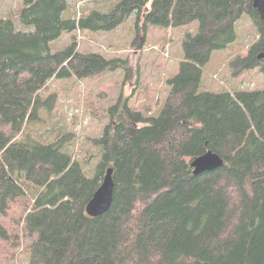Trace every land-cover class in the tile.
I'll use <instances>...</instances> for the list:
<instances>
[{
  "label": "trees",
  "instance_id": "trees-1",
  "mask_svg": "<svg viewBox=\"0 0 264 264\" xmlns=\"http://www.w3.org/2000/svg\"><path fill=\"white\" fill-rule=\"evenodd\" d=\"M21 1L18 19L34 31L0 19V252L12 251L0 264L21 249L29 264H264V90L203 91L205 67L237 41L244 15L259 38L233 60V76L264 73L254 0H114L78 20L63 17L68 0ZM131 17L138 32L199 25L183 40L160 116L127 102L110 108L111 122L91 142L100 150L93 175L69 152L76 134L21 141L40 120L49 82L128 69L124 59L79 51L76 36L55 53L52 43L78 30L114 32ZM208 151L225 165L196 176L191 163ZM110 168L112 207L90 217L86 206Z\"/></svg>",
  "mask_w": 264,
  "mask_h": 264
},
{
  "label": "rangeland",
  "instance_id": "rangeland-1",
  "mask_svg": "<svg viewBox=\"0 0 264 264\" xmlns=\"http://www.w3.org/2000/svg\"><path fill=\"white\" fill-rule=\"evenodd\" d=\"M68 2L69 9L63 17L78 20L93 8L106 11L114 0ZM115 5L117 3L112 8ZM23 7L21 0H0V19H13L19 31L32 32V27L22 25L18 19ZM198 28V23H194L179 29L149 27L146 32H138L131 17L114 32L92 34L78 30L74 34H65L52 43L53 53L70 46L76 36L79 51L100 53L108 60L124 59L129 63L128 69L93 79L52 80L40 94L45 103L39 111L40 120L28 125L20 140L49 143L57 140L60 130L76 134L69 152L74 160L84 166L89 165L90 172L86 171L93 175L100 161V150L91 142L100 137L111 122L110 108L119 101L120 107L127 102L128 106L144 112L148 117L160 116V107L170 91L167 81L178 73L179 63L184 59L183 40L188 33L196 35ZM237 36V41L228 49L214 52L204 69L203 91L234 93L264 90V73L260 68L247 71L239 78L233 76V60L245 55L259 38L258 30L247 15L237 25ZM2 255L12 256L8 245L3 247ZM11 264H29L27 252L19 250Z\"/></svg>",
  "mask_w": 264,
  "mask_h": 264
},
{
  "label": "water",
  "instance_id": "water-1",
  "mask_svg": "<svg viewBox=\"0 0 264 264\" xmlns=\"http://www.w3.org/2000/svg\"><path fill=\"white\" fill-rule=\"evenodd\" d=\"M254 8L259 12L261 19L264 21V0H254ZM260 58H264V53L260 55ZM224 165L225 161L221 156L212 151H208L206 154L194 159L191 163V167L196 176L221 169ZM113 175V168L108 169L102 185L86 206V212L90 217H102L111 209L114 201L115 188Z\"/></svg>",
  "mask_w": 264,
  "mask_h": 264
},
{
  "label": "crops",
  "instance_id": "crops-1",
  "mask_svg": "<svg viewBox=\"0 0 264 264\" xmlns=\"http://www.w3.org/2000/svg\"><path fill=\"white\" fill-rule=\"evenodd\" d=\"M134 19V18H133ZM134 22H135V19H134ZM89 53H93V52H89ZM204 78H205V74H204ZM204 78H203V81H204ZM207 83V82H206ZM203 87H205V85H203Z\"/></svg>",
  "mask_w": 264,
  "mask_h": 264
}]
</instances>
